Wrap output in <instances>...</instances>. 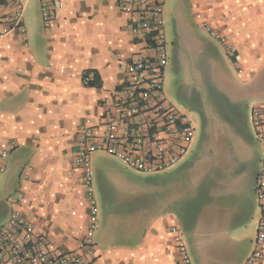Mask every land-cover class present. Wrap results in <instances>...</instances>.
<instances>
[{
    "label": "crops",
    "instance_id": "crops-1",
    "mask_svg": "<svg viewBox=\"0 0 264 264\" xmlns=\"http://www.w3.org/2000/svg\"><path fill=\"white\" fill-rule=\"evenodd\" d=\"M121 1L64 0L47 29L39 1L23 0L25 33L13 28L0 39V193L9 204L1 225L18 207L41 239L65 252L77 248L90 219L76 165L80 128H94L102 141L117 120L118 135L129 140L149 116L123 119L130 107L127 64L138 55L155 57L156 50L132 31ZM181 1L187 10L175 14L173 61L179 79L187 64L199 85L184 89L186 105L171 98L165 87L170 60L163 85L194 136L180 161L158 173L156 209L117 220L108 208L98 218L92 264H181L174 227L200 264H248L255 248L264 150L251 112L264 105V0ZM15 6L0 0V33L12 26ZM86 72L96 75L95 85H84ZM102 183L99 177L96 184ZM17 193L23 199L14 204ZM252 264H264V251Z\"/></svg>",
    "mask_w": 264,
    "mask_h": 264
},
{
    "label": "built area",
    "instance_id": "built-area-1",
    "mask_svg": "<svg viewBox=\"0 0 264 264\" xmlns=\"http://www.w3.org/2000/svg\"><path fill=\"white\" fill-rule=\"evenodd\" d=\"M16 4L12 26L0 33V39L18 28L24 34L23 24L25 4L23 0H13ZM44 26L49 29L57 11L64 8V0H38ZM121 10L128 15V23L136 34L146 35V41L156 50L155 57L135 56L127 64L129 110L123 115L126 121L147 112L144 125L128 139L118 135L120 121H111L106 126L102 141L95 140L94 128H80L79 143L76 150V165L83 170V185L89 210V223L74 251L65 252L51 248L41 239L34 224L23 212L15 207L8 220L0 226V264H92L96 254L94 236L98 229V204L95 197L94 178L91 171L92 155L103 152L112 156L129 168L144 174L163 172L176 165L187 152L194 136V129L185 115L179 113L167 100L164 92V72L169 61L164 32V0H122ZM206 30L219 42L226 43L222 34L215 32L208 23ZM92 72L83 76L84 85L94 80ZM252 126L264 150V105L255 107L251 112ZM165 135V138H163ZM153 144L152 147L147 145ZM8 153L2 152L5 161ZM5 171L0 165V174ZM258 197L264 201V157L262 170L257 179ZM23 195L17 193L13 203L18 204ZM262 216L258 222L255 248L248 264L261 258L264 251V203ZM177 243L181 264H193L188 245L181 231L172 228Z\"/></svg>",
    "mask_w": 264,
    "mask_h": 264
},
{
    "label": "rangeland",
    "instance_id": "rangeland-1",
    "mask_svg": "<svg viewBox=\"0 0 264 264\" xmlns=\"http://www.w3.org/2000/svg\"><path fill=\"white\" fill-rule=\"evenodd\" d=\"M179 8L187 10L185 1L179 3V0H165V41L171 66V71H168L165 77V87L171 92V98L173 96L177 102L186 105L189 102L181 97L185 94L184 89H188L189 84L195 86V84L199 85V83L195 82L193 77L190 78L191 74H189L187 64L179 70V73H181L179 74L180 79L177 77L178 71L172 54L174 53L175 14ZM186 54L189 56L188 52ZM94 159H98V161L96 162ZM105 169L111 172L110 177L104 178L103 171ZM91 171L96 187L95 197L98 204L99 220L102 218V214L105 211L107 212L108 208H110L117 220L125 219L131 214H136L142 210L149 212L157 208L158 187L160 188L159 193H162L159 179L162 174L139 173L129 168L122 161L104 153H98L93 156ZM99 177L101 180H106L105 185L103 183L101 186L96 184ZM6 199L7 197L0 193V225L3 221L1 210L9 207ZM193 264L200 263L195 262V258H193Z\"/></svg>",
    "mask_w": 264,
    "mask_h": 264
},
{
    "label": "trees",
    "instance_id": "trees-1",
    "mask_svg": "<svg viewBox=\"0 0 264 264\" xmlns=\"http://www.w3.org/2000/svg\"><path fill=\"white\" fill-rule=\"evenodd\" d=\"M94 80L89 83V85H95L97 83L96 75L94 74Z\"/></svg>",
    "mask_w": 264,
    "mask_h": 264
}]
</instances>
